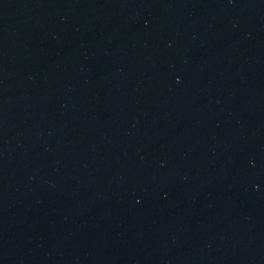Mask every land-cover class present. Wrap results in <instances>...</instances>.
Returning a JSON list of instances; mask_svg holds the SVG:
<instances>
[{"label":"water","instance_id":"95a60500","mask_svg":"<svg viewBox=\"0 0 264 264\" xmlns=\"http://www.w3.org/2000/svg\"><path fill=\"white\" fill-rule=\"evenodd\" d=\"M0 264H264V0H0Z\"/></svg>","mask_w":264,"mask_h":264}]
</instances>
